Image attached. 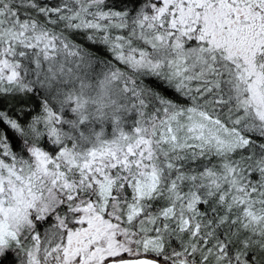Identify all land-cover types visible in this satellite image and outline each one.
Masks as SVG:
<instances>
[{
  "label": "snow or ice",
  "instance_id": "snow-or-ice-1",
  "mask_svg": "<svg viewBox=\"0 0 264 264\" xmlns=\"http://www.w3.org/2000/svg\"><path fill=\"white\" fill-rule=\"evenodd\" d=\"M0 264H264V0H0Z\"/></svg>",
  "mask_w": 264,
  "mask_h": 264
}]
</instances>
